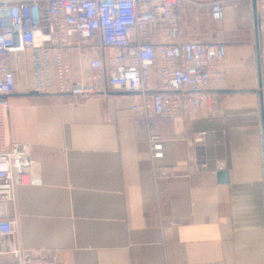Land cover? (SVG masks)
<instances>
[{"label":"crops","instance_id":"obj_1","mask_svg":"<svg viewBox=\"0 0 264 264\" xmlns=\"http://www.w3.org/2000/svg\"><path fill=\"white\" fill-rule=\"evenodd\" d=\"M228 14L233 7L227 23ZM246 38L225 32L224 43L225 90L245 92L225 95L217 114L201 110L155 129L166 152L161 165L182 174L191 159L212 169L221 161L227 184L210 173L157 179L148 128L135 123L125 92L10 97L8 137L35 146L41 179L17 189L22 248L56 252L61 264H264L256 35L253 44ZM199 133L201 143L184 140Z\"/></svg>","mask_w":264,"mask_h":264},{"label":"built area","instance_id":"obj_2","mask_svg":"<svg viewBox=\"0 0 264 264\" xmlns=\"http://www.w3.org/2000/svg\"><path fill=\"white\" fill-rule=\"evenodd\" d=\"M242 0H0V257L11 264H61L53 251H27L16 240L17 189L39 185L33 144L7 134L9 99L38 92L84 100L109 90L129 94L135 123L148 128L157 179L225 169L221 161L189 160L184 173L166 160L155 129L186 122L197 112H221L227 79L226 45L186 39L187 10L225 22ZM258 21L264 94V0H246ZM255 5V11L253 9ZM28 64L29 80L24 79ZM205 133L184 138L203 142Z\"/></svg>","mask_w":264,"mask_h":264},{"label":"rangeland","instance_id":"obj_3","mask_svg":"<svg viewBox=\"0 0 264 264\" xmlns=\"http://www.w3.org/2000/svg\"><path fill=\"white\" fill-rule=\"evenodd\" d=\"M233 7L234 14H228L231 18L230 22H225L221 25L213 24L210 20L208 13L197 12L194 10H187L183 17V28L184 32L187 34H195V38H200L203 41H213V42H222L225 43V32L229 33H242L246 34L247 42L254 43V24L251 18L252 15V6L246 1L242 0L234 5ZM227 17V20L229 19ZM236 36L235 34H231ZM188 39V36H187ZM227 41V39H226ZM230 43L240 44L239 40H230ZM24 79L19 82V87H25V82L29 80L28 75V64L24 66ZM257 91V85L255 87Z\"/></svg>","mask_w":264,"mask_h":264},{"label":"water","instance_id":"obj_4","mask_svg":"<svg viewBox=\"0 0 264 264\" xmlns=\"http://www.w3.org/2000/svg\"><path fill=\"white\" fill-rule=\"evenodd\" d=\"M253 9L255 11V5H253ZM254 30H255V35H256V56H257V74H258V88H257V94L260 97V105H261V129H262V134H263V139H262V153L264 155V94L262 91L263 87V82H262V69H261V59H260V45H259V34H258V21L256 18H254ZM245 91L242 90H220L218 93L222 95H227V94H236V93H244ZM24 96L28 97H43L47 96L45 94H40L38 92H30L28 94H22ZM218 182L220 184H227L229 181V173L228 171H220L217 174Z\"/></svg>","mask_w":264,"mask_h":264}]
</instances>
